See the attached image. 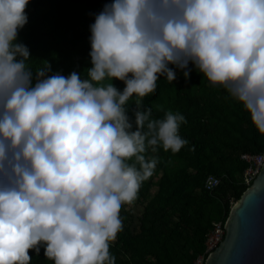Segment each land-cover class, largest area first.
I'll return each instance as SVG.
<instances>
[{"label":"clouds","instance_id":"1","mask_svg":"<svg viewBox=\"0 0 264 264\" xmlns=\"http://www.w3.org/2000/svg\"><path fill=\"white\" fill-rule=\"evenodd\" d=\"M28 3L0 0V264H31L41 246L54 264H115L121 209L159 163L146 153L188 144L181 113L142 105L176 79L169 65L185 80L194 65L264 134V0H113L90 26L86 79L27 65Z\"/></svg>","mask_w":264,"mask_h":264},{"label":"trees","instance_id":"2","mask_svg":"<svg viewBox=\"0 0 264 264\" xmlns=\"http://www.w3.org/2000/svg\"><path fill=\"white\" fill-rule=\"evenodd\" d=\"M112 2L56 0L55 8L49 12L42 9L41 0L28 3V30L20 41H15L29 49L31 58L27 65L35 72L48 63L49 75L60 73L67 77L75 71L86 79L87 69L92 67L90 26L105 4ZM169 67L176 72L175 80L187 87L193 97L182 114L187 123L179 129L188 144L175 154L162 147L156 153H146L159 158V189L144 206L139 231L123 226L118 234L121 247L110 244L115 264H146L150 256L154 264H193L205 251L206 235L213 228L214 219L225 222L232 202L239 200L249 186L243 177H238L248 166L241 154L264 150V134L253 125L243 105L223 87L212 85L191 63L188 80L183 75L185 70ZM160 78L156 91L142 100L144 108H152L153 119H162L168 110L177 112L163 101ZM112 83L121 91L125 87L118 79ZM205 87L211 90L208 97L202 93ZM126 107L131 117L135 97ZM193 147L195 150L190 151ZM210 174L221 178L212 191L205 187ZM29 255L31 264H53L45 258L43 246L39 255L34 250H29Z\"/></svg>","mask_w":264,"mask_h":264},{"label":"water","instance_id":"3","mask_svg":"<svg viewBox=\"0 0 264 264\" xmlns=\"http://www.w3.org/2000/svg\"><path fill=\"white\" fill-rule=\"evenodd\" d=\"M205 264H264V164L231 206L224 238Z\"/></svg>","mask_w":264,"mask_h":264},{"label":"rangeland","instance_id":"4","mask_svg":"<svg viewBox=\"0 0 264 264\" xmlns=\"http://www.w3.org/2000/svg\"><path fill=\"white\" fill-rule=\"evenodd\" d=\"M34 0H29V3H32ZM43 2L42 9L45 12L52 11L55 8L56 0H41ZM27 23L23 28L18 30L19 35L17 36L16 41H20L22 36L28 30V23L30 16L27 14ZM35 65V64H34ZM161 83V97L163 101L172 107L175 111L184 114L189 106V103L192 100V95L187 87L181 86L176 80L170 83L168 80H163L160 78ZM202 93L207 97L211 95V90L209 87H205L202 90ZM238 177L241 179L243 174H238ZM160 183V171L156 168L153 176L147 181L143 182L139 193L138 199L131 206L125 205L122 207L120 212V217L123 222V226L129 227L134 232L139 231L140 217L144 211L145 204L158 192ZM234 204L232 202L231 206ZM220 218L214 219V221H220ZM111 244L115 245L117 248L121 247V243L118 240V236L114 242ZM121 257H125L124 254H120ZM54 264V262L52 261ZM146 264H154V259L150 256L147 257Z\"/></svg>","mask_w":264,"mask_h":264},{"label":"built area","instance_id":"5","mask_svg":"<svg viewBox=\"0 0 264 264\" xmlns=\"http://www.w3.org/2000/svg\"><path fill=\"white\" fill-rule=\"evenodd\" d=\"M241 158L248 163V166L244 171L243 178L244 183L246 185H250L264 164V150L258 153L244 152L241 154ZM220 182L221 178L219 176L210 174L206 178L205 187L212 191L218 187ZM224 235L225 222L222 220L215 221L213 223V228L206 235L204 253L198 255L193 264H205L208 254L218 246V244L223 240Z\"/></svg>","mask_w":264,"mask_h":264}]
</instances>
